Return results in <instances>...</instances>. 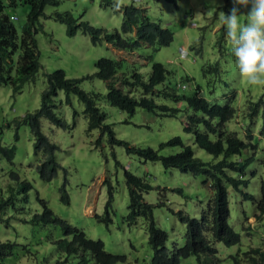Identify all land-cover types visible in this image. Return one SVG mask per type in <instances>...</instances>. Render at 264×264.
Returning <instances> with one entry per match:
<instances>
[{
	"label": "rangeland",
	"instance_id": "374dc122",
	"mask_svg": "<svg viewBox=\"0 0 264 264\" xmlns=\"http://www.w3.org/2000/svg\"><path fill=\"white\" fill-rule=\"evenodd\" d=\"M114 2L117 4V0ZM119 2L120 6H142L151 21L173 33L170 45L143 44L132 52L119 51L104 40L92 44L89 35L80 28L69 36L66 25L55 18L56 13L68 12L73 18L107 33L115 29L121 32L123 15L114 12L113 6H103V0H60L58 5H45L44 14L35 22L34 38L40 69L33 79L25 82L18 92L13 91L9 82L0 84V144L15 148L11 161L0 156V200L8 201L0 219V241L13 244L3 264L76 263L75 256H68L67 261L62 262L66 256L56 248L55 242L65 237L63 232L34 219V215L42 211L38 199H42L55 216L77 227L87 237L101 240L106 252L123 256L124 261L117 264H151L153 251L148 243L146 219L138 217L130 226L125 221L129 192L124 172H130L152 186L143 193V198L152 204L155 223L168 235L165 243L168 251L185 242V225L173 212L182 210L200 219L210 196L208 180L204 176L164 168L159 161H145L128 153L123 145L111 144L107 132L102 134L98 128L89 131L83 102L70 94L67 103L63 90L57 91L52 104L53 111L66 126H57L44 116L39 119L43 134L59 147L55 157L60 165L52 180H42L36 170L41 154H34V139L30 126L23 123V117L39 110L42 93L47 88L46 74L58 69L63 70L67 78L77 79L82 90L96 95L95 105L105 113V124L112 128L115 138L135 147L158 150L160 143L179 136L184 144L191 146L195 156L211 160L212 156L194 144L193 133L183 130L187 117L196 112L187 107L182 98L193 94L198 87L210 104H228L235 109L234 116L226 123L227 130L246 142L248 129L250 142L256 146L254 152L245 149L241 155L230 157L241 162L253 157L240 175L245 184L238 190L226 184L228 224L239 234L240 242L233 246L215 243L218 260L202 255L201 262L234 264V259L238 258L239 264H252L251 257L258 258L252 250L264 252V211L257 208L260 186L264 182V86L250 85L246 78H241L231 45L226 40L220 12L229 14L233 0H177L176 4L167 0ZM3 4L20 39L30 7L20 1L15 6H9L4 0ZM248 10L242 8L241 14L247 15ZM245 22L246 18L241 17V23ZM122 36L128 40L133 38L132 34ZM20 54L18 49L13 56L11 76L15 80L19 76L17 61ZM101 57L123 61L124 67L116 75L117 79L123 77L121 73L128 77L131 70L136 69L147 80L151 64L161 63L168 73L152 97L157 104L178 111L173 116H166L158 110L138 107L130 115L112 106L105 98L106 82L92 76L96 70L95 62ZM215 67L218 73L213 71ZM89 75L91 77L86 78ZM117 86L128 91L119 81ZM166 88L178 95V99L156 94ZM134 94L139 96L140 90L136 89ZM259 100L256 115L250 118V102ZM197 114L201 115V112ZM178 151V147H165L159 154L166 156ZM229 174L239 177L234 172ZM22 180L28 181L32 188L21 191ZM63 185L67 203L61 199ZM109 186L113 196L112 213L111 223L106 225L95 215H104ZM244 194L253 196L254 201L245 198ZM181 263L197 264V259L190 256L181 259Z\"/></svg>",
	"mask_w": 264,
	"mask_h": 264
},
{
	"label": "trees",
	"instance_id": "16d2710c",
	"mask_svg": "<svg viewBox=\"0 0 264 264\" xmlns=\"http://www.w3.org/2000/svg\"><path fill=\"white\" fill-rule=\"evenodd\" d=\"M9 6H15L18 1L28 4L30 7L27 13L26 24L23 26L21 36L17 35L16 29L10 17L4 12L3 0H0V84L11 83L13 91L18 92L25 82L33 79L36 72L40 69L39 53L37 50L34 35L36 33L35 22L41 17L45 5H58L60 0H4ZM176 4L177 0H167ZM103 6H113L114 12H121L123 15L121 32L116 29L112 33H107L99 28L91 26L89 23L73 18L70 13H56L55 18L58 22L66 25L67 35H74L80 28L84 34H88L92 44H99L101 41L112 46L119 51H133L143 44L150 46H168L173 40V33L162 27L159 23L151 21L146 16V10L134 4L120 6L117 10L114 0H103ZM122 34H132V39H125ZM20 49L21 54L17 61L18 79L11 76L13 70V56ZM124 63L116 60L101 57L95 62V72L92 75L106 82V100L120 110L133 115L135 109L140 107L148 111L158 110L162 115L173 116L178 109L166 105L157 104L152 95L155 88L163 83L167 70L161 63L151 64L149 76L144 80L143 75L136 69H132L129 76L123 73L120 79L116 78L119 71H122ZM215 73L218 69L213 68ZM91 77L86 76V78ZM47 88L41 97V106L34 113H27L23 117V123L30 126L34 139V154H41V159L36 166L37 173L44 181H50L57 174L60 167L56 160V152L59 147L52 142L41 131L40 117H46L51 123L65 127L66 124L53 111V97L58 90H63L67 97L66 102H70L69 95L74 94L84 104V113L87 117L88 130L98 128L101 133H108L110 143L123 145L128 153L135 154L139 158L147 161H159L164 168H175L183 173H190L193 176H204L208 180L210 196L205 204V209L199 218L191 217L187 212L177 210L173 212L177 219L185 225V242L180 247H175L172 251L165 248L167 233L159 228L155 223L152 204L146 203L143 193L152 189V186L143 179L136 177L130 172L125 171L126 184L129 192L128 213L125 221L128 226L134 224L138 217L146 219L148 232V243L152 248L151 264H182L181 259L195 256L197 264H202V255H210L216 258L217 252L215 243L220 242L225 246L237 245L240 236L228 224V190L226 184L232 189L238 190L245 181L240 177L253 157L241 161L232 160L231 156L241 155L243 150L255 151L256 146L250 142V132L247 129L248 141L238 138L235 132L227 130L226 123L234 114L235 109L226 104H210L201 94L197 87L193 94L183 96L187 107L192 108L196 114L188 116L183 130L186 133H193L194 144L212 156L211 160H202L194 155L190 145L182 142L179 136L170 138L164 143H160L158 150L150 147L140 148L132 146L122 140L116 139L112 128L105 124V113L100 111L95 105V94H90L78 86L77 79H69L63 70L58 69L47 73ZM128 89L127 92L117 86V82ZM140 90V95L136 96L134 91ZM157 95H164L178 99V95L169 88L157 91ZM257 103L250 102L249 116L256 115ZM197 112H201L198 115ZM74 116L76 113H73ZM202 127V128H200ZM165 147H178L179 151L174 154L162 156L159 150ZM15 155V148L0 144V156L11 161ZM229 172L239 174V177L230 175ZM65 185V184H64ZM61 188V199L68 202L65 186ZM32 185L25 180L20 181L21 191L31 189ZM181 193L180 189H176ZM108 199L104 207V215H95L96 219L104 224L111 223L112 213V193L108 188ZM261 198L258 201V210L264 211V182L260 186ZM254 201L253 196H247ZM42 208L40 214L34 215L36 221H44L46 224L59 228L64 239L55 242L59 252L65 254L62 262L67 261L68 256H75V264H117L124 261L121 255L111 254L105 251L104 243L97 239H91L77 227L67 223L63 219L55 216L46 206L42 199H38ZM7 200H0V219L7 205ZM11 242L0 241V264L12 250ZM252 252L258 254V258L251 257L252 264H264V252L253 249ZM217 259V258H216ZM218 260V259H217ZM234 264H239V259H234Z\"/></svg>",
	"mask_w": 264,
	"mask_h": 264
},
{
	"label": "clouds",
	"instance_id": "9594fccd",
	"mask_svg": "<svg viewBox=\"0 0 264 264\" xmlns=\"http://www.w3.org/2000/svg\"><path fill=\"white\" fill-rule=\"evenodd\" d=\"M242 8L249 9L247 15L241 14ZM220 14L241 78L250 85L264 86V0H233L230 13ZM241 17L246 18L243 24Z\"/></svg>",
	"mask_w": 264,
	"mask_h": 264
}]
</instances>
